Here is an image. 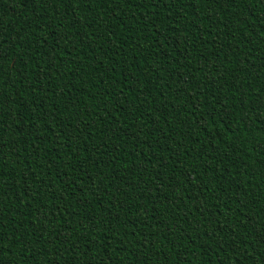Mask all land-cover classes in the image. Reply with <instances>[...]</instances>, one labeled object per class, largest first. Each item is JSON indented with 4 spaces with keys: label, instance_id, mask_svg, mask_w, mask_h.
I'll use <instances>...</instances> for the list:
<instances>
[{
    "label": "trees",
    "instance_id": "16d2710c",
    "mask_svg": "<svg viewBox=\"0 0 264 264\" xmlns=\"http://www.w3.org/2000/svg\"><path fill=\"white\" fill-rule=\"evenodd\" d=\"M0 0V264H264V2Z\"/></svg>",
    "mask_w": 264,
    "mask_h": 264
},
{
    "label": "snow or ice",
    "instance_id": "6c2138e0",
    "mask_svg": "<svg viewBox=\"0 0 264 264\" xmlns=\"http://www.w3.org/2000/svg\"><path fill=\"white\" fill-rule=\"evenodd\" d=\"M44 3H49V7H51V3L49 2V0H43ZM63 2L65 3V5H67V3H69V0H63ZM82 2V0H81ZM216 2H219V0H216ZM261 2H264V0H261ZM228 3H236V0H228Z\"/></svg>",
    "mask_w": 264,
    "mask_h": 264
}]
</instances>
